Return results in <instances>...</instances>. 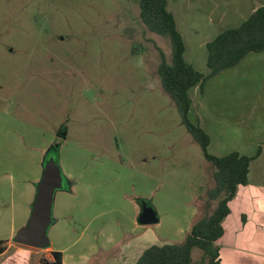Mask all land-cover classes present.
Segmentation results:
<instances>
[{
    "label": "rangeland",
    "instance_id": "374dc122",
    "mask_svg": "<svg viewBox=\"0 0 264 264\" xmlns=\"http://www.w3.org/2000/svg\"><path fill=\"white\" fill-rule=\"evenodd\" d=\"M227 1L168 0L186 58L201 70L200 40L241 21L239 0ZM138 2L0 0L3 202L17 198L9 178L38 181L55 148L72 186L56 191L50 247L91 259L115 252L102 249L111 241L182 242L214 186L213 166L157 72L156 45L170 59V39L147 29ZM141 201L157 223L139 224ZM202 254L194 248L193 261Z\"/></svg>",
    "mask_w": 264,
    "mask_h": 264
},
{
    "label": "crops",
    "instance_id": "0c3cea01",
    "mask_svg": "<svg viewBox=\"0 0 264 264\" xmlns=\"http://www.w3.org/2000/svg\"><path fill=\"white\" fill-rule=\"evenodd\" d=\"M224 4L227 6L229 2L225 0ZM260 6H264V0H239L238 10H243L239 15L240 23ZM167 8L172 12L168 0ZM175 22L177 26L176 19ZM228 27L234 26L214 31L213 35ZM177 29L184 40L178 26ZM213 35L201 39L200 47ZM184 44L185 60L206 74L207 53L203 63L205 68L201 70L186 58L185 40ZM189 94L191 119L198 121L209 135V153L224 156L237 151L253 156L260 148L259 154L250 161L248 182L238 186L229 202L230 212L222 221L224 232L216 244L224 264H264V51L248 53L237 65L207 79L201 88L193 87ZM9 180L12 189L17 191V198L12 196L11 203L4 204L0 185V240H5L7 246L0 253V264H45L41 258L51 259L53 250L62 252V264H133L148 246L140 240L125 244L111 241L107 243L113 244L103 245L102 249L111 253L117 249L119 253L115 250L111 255L102 254L91 259L93 255L73 254L68 247L37 249L18 245L13 242V236L29 215L37 181L24 175ZM196 215L195 208L188 227L192 220L191 225L195 222Z\"/></svg>",
    "mask_w": 264,
    "mask_h": 264
},
{
    "label": "trees",
    "instance_id": "16d2710c",
    "mask_svg": "<svg viewBox=\"0 0 264 264\" xmlns=\"http://www.w3.org/2000/svg\"><path fill=\"white\" fill-rule=\"evenodd\" d=\"M138 5L140 18L147 29L170 39V59L156 45L160 57L157 72L163 89L176 104L181 123L200 145L204 158L212 164L214 186L208 190L206 212L197 215L182 242L150 244L133 264H224L216 244L224 232L222 221L230 212L229 202L238 186L248 182L250 161L259 154L260 148L253 156L237 151L224 156L209 153V135L198 121L190 118L192 100L189 91L197 85L201 88L207 79L237 65L248 53L264 51V6L256 8L239 25L222 30L206 43L208 72L205 74L185 60L184 40L174 15L167 8V0H139ZM68 182L70 186L66 190L72 186L70 180ZM212 201H216L213 208ZM6 247V241L0 240V253ZM194 248L202 250L199 261L192 259ZM41 260L45 264H62V252L53 250L51 259Z\"/></svg>",
    "mask_w": 264,
    "mask_h": 264
},
{
    "label": "water",
    "instance_id": "95a60500",
    "mask_svg": "<svg viewBox=\"0 0 264 264\" xmlns=\"http://www.w3.org/2000/svg\"><path fill=\"white\" fill-rule=\"evenodd\" d=\"M55 148L46 153L42 161V173L35 183V193L30 212L25 223L16 231L13 242L26 247L44 249L50 246L48 229L55 221L53 207L56 191L70 186L62 173ZM51 151V152H50ZM138 222L141 225L157 223L159 218L154 208L147 202H140Z\"/></svg>",
    "mask_w": 264,
    "mask_h": 264
}]
</instances>
